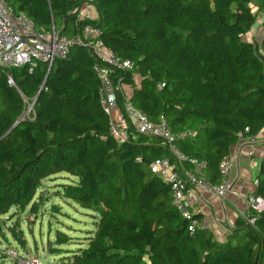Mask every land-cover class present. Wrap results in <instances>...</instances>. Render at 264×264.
Listing matches in <instances>:
<instances>
[{"label": "trees", "instance_id": "16d2710c", "mask_svg": "<svg viewBox=\"0 0 264 264\" xmlns=\"http://www.w3.org/2000/svg\"><path fill=\"white\" fill-rule=\"evenodd\" d=\"M8 3L38 29L55 27L69 37L93 24L134 66H111L78 44L51 68L44 61L0 66V216L35 212L43 181L65 172L75 180L64 184V197L98 218L87 242L72 250V264H264V207L246 208L247 218L238 216L224 240L211 229L190 230L173 204L171 184L150 168L157 158L177 164L176 156L163 139L133 127L125 142L112 135L94 68L110 65L113 80L131 87L136 108L153 122L165 117L174 146L187 157L184 165L194 169L191 159L204 162L206 179L220 184V162L240 134L255 137L264 130V35L243 38L256 27L264 0ZM89 4L97 17L79 19L75 10ZM119 105L123 110L122 96ZM251 196L264 198V155ZM18 225L14 233L25 245ZM72 240L59 230L55 243Z\"/></svg>", "mask_w": 264, "mask_h": 264}, {"label": "built area", "instance_id": "2783aa9c", "mask_svg": "<svg viewBox=\"0 0 264 264\" xmlns=\"http://www.w3.org/2000/svg\"><path fill=\"white\" fill-rule=\"evenodd\" d=\"M75 12H79V19H93L85 6L76 9ZM100 35L101 30L90 23L85 24L72 37L61 34L55 27L51 30L38 29L25 13H17L8 0H0V66L20 67L28 64L35 66L38 61H44L51 68L57 58H64L69 54L73 44L86 47L98 60L111 66L122 68L134 66L133 62L118 57ZM110 65L97 63L94 68L101 84V103L110 117L112 135L119 142H125L135 128L138 133L163 139L164 144L169 145L171 152L176 156L177 164L172 162L170 157L157 158L150 165L152 172L171 184L173 204L190 221V230L211 229L214 222H220V218H208L204 215L198 217L200 214L196 209V202L201 192L216 194L225 200L234 190L235 184L230 174L234 167L235 149L220 162L219 169L222 175L220 184L214 185L206 179L203 174L204 162L191 159L194 169L187 168L184 165L187 157L174 146L176 135L165 117L161 116L159 122H153L142 110L136 108L130 100L131 87L122 81L113 80V69ZM8 82L10 85L15 84L11 75L8 76ZM120 96L124 98L123 110L119 105ZM115 109L120 110L119 123H115L113 119L112 111ZM244 138L243 134H240V139ZM251 205L263 208L264 198L248 196L245 199L246 207L240 215L247 218L245 210ZM248 219L254 223L253 218ZM17 259L18 264H24V259L18 254Z\"/></svg>", "mask_w": 264, "mask_h": 264}, {"label": "rangeland", "instance_id": "374dc122", "mask_svg": "<svg viewBox=\"0 0 264 264\" xmlns=\"http://www.w3.org/2000/svg\"><path fill=\"white\" fill-rule=\"evenodd\" d=\"M85 8L94 19L95 7L89 4ZM259 20V28L263 32L264 9L259 13ZM243 38L253 39L251 34ZM139 78L137 76L138 81ZM29 108L26 114L30 113ZM112 115L115 123H119L120 110H113ZM72 180L75 177L65 172L48 177L38 191L37 197L41 198V202L35 212L27 208L0 216V264H18L17 254L24 259V264H72L69 257L73 254L72 250L80 247L81 242H87V236L93 233L98 220L94 215L96 212L64 197V184ZM17 224L18 229L23 230L25 245L19 240V237L22 238L20 232L14 233ZM59 230L72 236V242L56 244Z\"/></svg>", "mask_w": 264, "mask_h": 264}, {"label": "crops", "instance_id": "0c3cea01", "mask_svg": "<svg viewBox=\"0 0 264 264\" xmlns=\"http://www.w3.org/2000/svg\"><path fill=\"white\" fill-rule=\"evenodd\" d=\"M93 16L97 17L96 9ZM259 22L258 17L256 27L250 32L256 40H261L264 35V31L261 32L259 28L261 25ZM258 33L259 37H257ZM233 149H235L234 167L230 178L235 184L234 190L225 200L216 194L201 192L196 202V209L202 217L204 215L208 218H220V222H214L211 228L219 240L228 237L229 230L235 226L240 212L246 207L245 199L255 190L260 161L264 155V130L258 136L240 139Z\"/></svg>", "mask_w": 264, "mask_h": 264}, {"label": "water", "instance_id": "95a60500", "mask_svg": "<svg viewBox=\"0 0 264 264\" xmlns=\"http://www.w3.org/2000/svg\"><path fill=\"white\" fill-rule=\"evenodd\" d=\"M35 102H36V101H34V102H33V104H31V106H30V108H29V109H31V108H32V106L34 105V103H35Z\"/></svg>", "mask_w": 264, "mask_h": 264}]
</instances>
